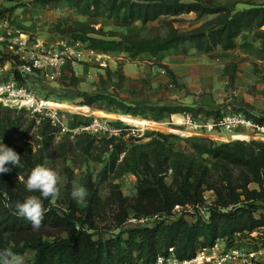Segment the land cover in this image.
<instances>
[{"label": "trees", "instance_id": "obj_1", "mask_svg": "<svg viewBox=\"0 0 264 264\" xmlns=\"http://www.w3.org/2000/svg\"><path fill=\"white\" fill-rule=\"evenodd\" d=\"M48 1V0H44ZM79 1V0H69ZM94 0L87 2L86 9L100 6L109 12L119 25H130L135 20L145 23L161 14H178L196 11L197 16L216 14L215 17L188 30H179L168 22V31L164 36L133 37L122 35L119 38L104 35L87 36L88 48L97 52L123 50L131 56L140 52L152 54L160 50L178 46L186 41L193 42L199 50L208 51L216 45L224 49L234 47L235 37L243 31L255 28V36L260 39V49L264 51V6H255L233 11L224 6H205L197 1L180 0ZM94 4V5H93ZM62 31L90 32L81 26L68 25ZM97 32L99 30L92 29ZM73 80V78H71ZM84 103L91 105L104 101L107 105L133 115L145 111H155L158 117L164 113L176 111H204L205 114H218L219 110H202L194 107L151 106L138 103H126L114 94L81 92ZM256 121L264 123V116H257L245 111ZM12 120L7 114L0 119V139L7 146L21 155L16 167L11 164L9 173L0 174V248L11 247L18 254L33 252L27 264H146L158 253L173 246L180 257L192 256L198 248L206 247L223 237L230 241L236 233L264 225V141L252 140L248 144L241 142H223L194 144L200 153H207L214 158H221L237 165L242 175L239 182L228 179L218 191V203L209 207V217L188 221L183 216L167 220L175 204L204 201L202 192L215 188L213 176L206 168L196 166L193 161H175L168 165L164 158L155 157L152 163L144 162L140 170L135 160L119 156L124 148L123 136L127 129L118 135L101 136V146H95L102 154L107 153L99 177L93 179L91 173L85 175L84 186L89 195L83 206L71 197L70 185L62 198L44 200L46 213L42 227L33 231L26 219L14 214L16 201H23L29 195L25 181L32 168L42 164L39 152L25 148L15 142ZM121 124L120 122H113ZM50 122L43 123V128L51 132ZM50 129V130H49ZM48 133V132H43ZM171 134L166 135L168 138ZM172 169L171 181L165 179L168 169ZM125 171L137 175L136 193L126 195L113 179ZM110 173H113L110 176ZM254 181L258 189L250 190L247 183ZM106 184L108 195L103 198L99 187ZM240 190H237L239 189ZM243 195V197H242ZM255 201H260L256 204ZM160 214L161 219L152 226H131L126 235L123 227L131 216L146 217ZM114 229L117 232H112ZM110 233L104 237L103 233ZM8 233V239L3 234Z\"/></svg>", "mask_w": 264, "mask_h": 264}, {"label": "rangeland", "instance_id": "obj_2", "mask_svg": "<svg viewBox=\"0 0 264 264\" xmlns=\"http://www.w3.org/2000/svg\"><path fill=\"white\" fill-rule=\"evenodd\" d=\"M98 1L101 4L102 1ZM87 2L94 3V0H79L77 2L69 0H0V34H3V31L8 28H13L16 31L28 34L37 43L44 42L48 44L59 39L67 40L68 42L78 40L81 44L80 46L87 50V36L89 35L97 36L100 34L105 37L119 38L125 33H131L148 37L151 34L164 36L168 31V23L166 25L162 23L164 19L156 21L154 24L119 25L109 15V12L101 6L99 8L91 6L86 9L85 4ZM181 13L183 12L178 14L180 15ZM207 17L197 16L196 14V16L189 18L180 17L179 19L194 28L209 20L206 19ZM68 25L74 28L81 26L86 30H90V32L76 31L77 37H73V32L62 31ZM92 29L99 31L97 33L91 31ZM0 55V62L3 63L7 58L4 49H0ZM100 58L97 55L87 57V53H85L80 59L73 62L80 63L88 69L84 72V80H79L77 84H71L69 79L65 80L61 75L55 81H48L41 77L32 81V87L40 95L47 96L50 100L66 105L64 110H62L65 114L63 126L53 125L46 117L39 116V114L30 113L26 110H15L0 104V119L9 114L12 120L9 128L14 127L13 138L15 142L25 148H31L33 152H39L42 157V164L46 163L47 166L54 168L60 173L63 178V184L61 185L59 198H62L68 185H70L72 190L73 181L84 186L85 175L88 172L91 173L93 179L99 177L107 157V153L102 154L96 150L95 146H101V136H109L110 134L86 130L79 131L77 126L93 118L107 119L110 123L120 122L121 124H128L131 128H128L122 137L125 150L120 154L119 160L123 157L130 158L129 161L135 160L140 170L143 169L144 162L152 163L156 156L160 160L167 158L166 162L168 165L173 164L175 161H193L196 166L206 168L216 182L215 188L206 189L202 192L204 200L208 201L210 206H215L218 203V190L216 188H220L228 179L233 182H239L242 177L239 172L241 169L237 165L221 158H214L210 154L198 152L194 144L209 143L210 140H213L215 144L223 142L248 144L252 140L261 141L259 137L253 132L250 133L249 139H235L230 134L224 135V133L228 132H221L222 134L220 135L218 133H203L201 135L182 126H170L167 120L171 114L164 113L163 116L158 117L155 113L145 111L143 114L133 115L109 106L104 101L88 105L83 101L84 98L81 95L83 91L89 94L108 92L122 99L120 93L123 89L120 76L108 67L104 70V66L100 64ZM67 63L69 65L72 64L70 61ZM118 64L120 65V63ZM259 69L264 71L262 68ZM230 108L232 110L248 111L257 116H264V109H257L247 104L240 106L231 105ZM194 113L205 114L204 111H196ZM120 114L146 119L149 124L143 125L135 121L125 120L119 117ZM173 117L175 120H179V117L175 115ZM44 121L50 122L51 132L43 128ZM168 134H171V136L167 138L166 135ZM112 174L110 173V176ZM171 174L172 169L169 168L165 176L168 183L171 181ZM113 181L119 184L124 194L134 195L136 193L137 175L132 171L123 172L120 176L114 178ZM247 187L250 190L258 189V185L254 181L248 182ZM237 190H240V188ZM99 193L103 198L108 195L109 189L106 184L100 185ZM77 203L79 206H83L84 201ZM255 203L260 204L261 202L255 201ZM177 216L180 215L175 217ZM150 219L159 220L155 217ZM129 227L131 226L123 227L124 235H126ZM112 232L115 233L117 230L114 229ZM250 232L255 235V239L264 241V225L256 226ZM239 233L241 234L239 238L242 241L250 238L248 230H243V232ZM109 234L105 232L103 236L107 237ZM20 256L23 258V264H27V261L33 257V252L27 251ZM262 260H264V257H262Z\"/></svg>", "mask_w": 264, "mask_h": 264}, {"label": "crops", "instance_id": "obj_3", "mask_svg": "<svg viewBox=\"0 0 264 264\" xmlns=\"http://www.w3.org/2000/svg\"><path fill=\"white\" fill-rule=\"evenodd\" d=\"M180 1H197L210 7L224 6L232 8L233 11L264 6V0ZM196 14V11L183 12L180 15L161 14L145 23L137 19L131 24H154L164 19L162 23L165 25L171 22L175 28L187 30L192 27L179 18H189ZM202 16H208L206 19H211L216 14ZM260 29H264V25ZM255 31L256 29L252 28L238 34L234 39V47L229 49L216 45L211 50L204 51L197 49L193 42L186 41L155 54L140 52L131 56L123 50H111L87 53V57L93 55L101 57L100 64L104 66L103 69L108 67L120 76L123 89L120 96L131 104L194 107L213 111L230 108L231 105L247 104L257 109H264V71L259 69H264V51L260 49L261 42L255 36ZM126 34L133 37H145ZM148 37H156V34ZM87 70V67L80 63L70 65L64 63L60 68L61 77L65 80L69 79L71 84L84 80L83 75ZM50 104L58 105L59 103L50 102ZM61 105L66 106L63 103L59 104ZM146 112L155 113V111ZM181 112L176 111L170 114L172 117L174 115L179 117ZM228 134L230 133H224V135Z\"/></svg>", "mask_w": 264, "mask_h": 264}, {"label": "built area", "instance_id": "obj_4", "mask_svg": "<svg viewBox=\"0 0 264 264\" xmlns=\"http://www.w3.org/2000/svg\"><path fill=\"white\" fill-rule=\"evenodd\" d=\"M80 45L78 40L68 42L63 39L48 44L37 43L26 33L13 28L4 30L3 34H0V49H4L7 58L3 63L0 62V104L15 110L39 114L46 117L51 124L63 126L65 114L62 110L65 107L59 106V102L50 100L47 96L40 95L31 84L40 77L48 81L57 80L64 63H73L85 53L94 52L88 47L84 50ZM50 102L59 104L52 106ZM167 123L170 126L185 127L201 135L228 132L235 139H249L250 133L253 132L264 141V123L256 121L243 110L223 108L215 115L182 111L178 121L170 115ZM128 128H131L128 124L110 123L109 120L101 118H93L77 126L79 131L116 135ZM209 207L210 203L206 200L175 204L167 220L176 218V215L192 222L198 218L206 220L209 217ZM153 217L162 218L160 214L139 218L131 215L126 220V226H152L157 221L149 220ZM248 233L250 238L245 241L239 238V232L230 241L219 237L213 244L198 248L189 257H180L171 246L146 264H167L170 258H175L179 264H264V241H259L254 238L253 233Z\"/></svg>", "mask_w": 264, "mask_h": 264}, {"label": "clouds", "instance_id": "obj_5", "mask_svg": "<svg viewBox=\"0 0 264 264\" xmlns=\"http://www.w3.org/2000/svg\"><path fill=\"white\" fill-rule=\"evenodd\" d=\"M21 155L13 148L7 146L0 140V174L9 173L11 164L19 165ZM25 183V188L29 193H39V195H29L22 202L16 201L14 214L30 222L33 231H39L43 225L46 209L44 200L49 198L57 199L61 194L63 178L60 173L47 164H38L30 171ZM89 195L86 187L73 181L71 197L77 202L84 201ZM9 234L4 233L3 239L7 241ZM0 264H23V258L16 254L11 247L0 248ZM167 264H179L175 258H170Z\"/></svg>", "mask_w": 264, "mask_h": 264}, {"label": "bare ground", "instance_id": "obj_6", "mask_svg": "<svg viewBox=\"0 0 264 264\" xmlns=\"http://www.w3.org/2000/svg\"><path fill=\"white\" fill-rule=\"evenodd\" d=\"M50 104V103H49ZM50 105H52V104H50ZM52 106H54V105H52ZM119 117H121V118H124L125 120H129V121H135V122H137V123H141V124H143V125H145V124H147L148 123V120H146V119H139V118H134V117H132V116H129V115H125V116H119ZM149 124V123H148Z\"/></svg>", "mask_w": 264, "mask_h": 264}]
</instances>
